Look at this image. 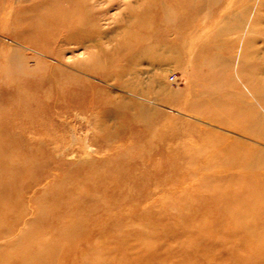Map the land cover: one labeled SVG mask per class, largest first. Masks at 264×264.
<instances>
[{"label":"rangeland","instance_id":"374dc122","mask_svg":"<svg viewBox=\"0 0 264 264\" xmlns=\"http://www.w3.org/2000/svg\"><path fill=\"white\" fill-rule=\"evenodd\" d=\"M178 1L0 0V264L250 255L217 211L183 223L202 179L264 183V0Z\"/></svg>","mask_w":264,"mask_h":264},{"label":"bare ground","instance_id":"6f19581e","mask_svg":"<svg viewBox=\"0 0 264 264\" xmlns=\"http://www.w3.org/2000/svg\"><path fill=\"white\" fill-rule=\"evenodd\" d=\"M178 4L179 5L180 4H186V2H184V0H180V1H178ZM225 151L229 157L227 159H230V160L234 159V157H236L237 154H239L238 151L236 152L234 150H225ZM238 158H240V157H238ZM204 159H210L211 160L212 163L210 162V164H207L208 166L209 165L213 166L214 162L219 163L221 160V159H218L215 157L204 158ZM198 166H200V165H198ZM218 176H220V175L218 174ZM218 178L219 179L216 180L215 184H210L211 182H204L205 180L202 179L203 181L201 183L205 184V186H207L205 188L206 190L204 192H201L199 189H195V187L191 188L192 189L191 195L196 194L200 198V200H199L200 204L198 203L199 205H197V207L193 208V210L191 209V211H186V215L184 218V221H186V222L183 224L184 225L188 224L189 221H193L196 218L203 219L204 217L205 218L211 217L213 212L217 211L216 216L218 218L221 217V219L220 220L214 219L212 221L214 223L210 224V228L220 230V228L223 225L229 224L227 229L224 228V230L229 231L231 233L241 231L242 232L241 236L245 242V249L247 250V253L245 255L250 254L247 257L244 256V258H246L247 260H249L250 258H253V257L256 258L255 256H259L258 251L256 250V247L259 246L258 244L261 242L262 238H261L260 233L263 230H261L260 228L255 226V224H254L255 221L253 220V216H254L255 212L257 213L258 209H260V208L264 209V183L257 185V184L252 182L255 178L254 176H248V175H245L244 173H242L240 175V177L238 176V179L236 178L235 180H233L229 176L223 177V175H222V177H218ZM225 184H229L230 187L226 186ZM228 192H229L228 197L230 196L232 201H233L231 203L233 205L232 208H229V206L227 207L225 202H223L220 205L222 200L223 199L225 200V197L227 196ZM190 197H192V196L185 197L182 200L183 202H186V203H183L184 208L188 207L185 205H187V203L190 202V199H191ZM228 199L226 198V200H228ZM228 204H230V203L228 202ZM209 210H211V211H209ZM243 215L247 216V221L244 220ZM213 217H215V216H213ZM255 217H257V215ZM255 219L257 220V218H255ZM259 227H260V225H259ZM206 228H207V226L202 225L200 223V225L197 228V232L195 233V236H194L195 240L191 241V242L188 241V242L180 245L179 253H180L181 257H183L185 259L189 257V256H187L188 251L196 246L195 242H197L199 240L197 237L202 238V235H203L204 230ZM263 236H264V233H263ZM260 244L264 245V243L263 244L260 243ZM261 245L259 247L260 250L262 248ZM142 248H144V250H143V258L144 259L143 260L146 261L152 256V254L150 255V249L147 245L143 244ZM262 254L264 255V253H262ZM102 257L103 256L100 255L98 252H94V253L92 252V258L94 260H98L99 258L102 259ZM244 258L240 257V259H243V260L242 261L236 260V264L243 263L244 260L246 261V259H244ZM257 259H258V257H257ZM260 259H262V258H260ZM253 260H255V259H253Z\"/></svg>","mask_w":264,"mask_h":264}]
</instances>
